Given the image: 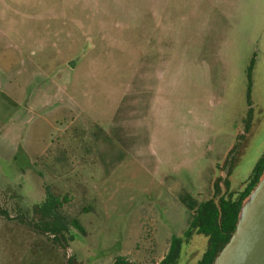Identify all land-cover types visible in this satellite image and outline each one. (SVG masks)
Here are the masks:
<instances>
[{
    "label": "rangeland",
    "instance_id": "374dc122",
    "mask_svg": "<svg viewBox=\"0 0 264 264\" xmlns=\"http://www.w3.org/2000/svg\"><path fill=\"white\" fill-rule=\"evenodd\" d=\"M219 20L226 26L222 45L230 67L229 95L224 102L231 107L225 116L244 114L249 71L257 99L250 133L242 125L238 136H245L236 137L235 145L240 146L227 157H235L229 180L233 198H237L264 154V0H0V51L17 55L0 77V264H66L69 253L71 264H113L120 255L131 264H159L174 234L182 245L179 257L170 264L197 263L208 238L189 227L191 208L213 197L214 181L226 176L225 161L216 167L212 163L223 159L225 155L219 152L225 153L227 140L236 136L234 130L221 119L223 134L217 148L213 145L207 155L210 162L193 154L190 168L185 167L183 155L177 154L172 163L161 164L165 156L155 152L153 145L147 161L134 148L126 155L110 152L102 112L111 97L108 74L114 70L117 75L116 97L122 83L131 85L135 68L131 59L122 68L124 59L119 55L112 59L118 62L115 68L107 69L106 54L123 51L121 37L129 43L125 51L134 49L133 45L149 50L153 37H176L183 46L195 50L206 44L212 52ZM49 37L79 41L78 50L90 53L87 62H96L94 74H86V59L76 70L80 77L76 94L83 105L87 100L93 103L90 115L100 120L86 119L85 112L76 123L83 130L81 147L67 130L56 135L45 153L38 154L25 147L31 140L25 123L30 127L32 115L26 107L16 106L9 79L17 71L27 73L30 54L37 61L49 59L46 56L55 50L49 46L56 45ZM43 66L50 71L53 67ZM55 67L51 73L57 78L56 70L61 72L64 67L60 63ZM221 98L211 93V108L220 109ZM35 132H42L40 125ZM40 139L33 138L37 143ZM48 193L58 199L70 198L55 213L69 248L52 234L33 228L42 223L44 216L36 212V206L47 203ZM187 193L194 202L184 199ZM73 219L79 220L83 231L73 225Z\"/></svg>",
    "mask_w": 264,
    "mask_h": 264
},
{
    "label": "crops",
    "instance_id": "0c3cea01",
    "mask_svg": "<svg viewBox=\"0 0 264 264\" xmlns=\"http://www.w3.org/2000/svg\"><path fill=\"white\" fill-rule=\"evenodd\" d=\"M216 25L217 36L212 40V52L209 45L206 48V44L195 50L188 45L183 46L176 37H153V48L138 50L133 45L134 49L128 51H125V47H128L129 43L127 41L124 43L121 37L123 51L107 52V69L115 68V63L118 62L112 59L119 55L124 59L122 68L125 67L126 59H131L135 68L131 85L122 83L121 85L124 86L116 97L114 90L118 88L115 78L117 75L114 70L108 74L107 93H111V97L106 99L105 109L102 112L106 122V139L111 144L110 152L126 155L130 153L131 148H136L133 151L137 156L142 161H147L153 153L150 151L153 145L155 152L165 156V163L161 164L172 163L177 154L176 157L183 155L185 167L190 168L195 160L193 154L201 158L205 156L204 159L210 162L207 155L210 154L213 145L217 148V140L219 141V137L223 134L220 132V120L224 119L236 136L235 138L232 136L231 141L227 140L225 153L219 152L225 156L221 161L214 160L212 166L222 165L226 161L235 146L242 125L245 126L244 121L250 105L246 96L247 107L243 109V115L239 114L238 118L225 116V112L231 107L230 104L227 105L228 101L224 102L225 95H229L227 76L230 67L226 61L227 52L222 42L223 37L227 35L226 26H223L222 21L219 20ZM43 40L46 42L45 39ZM48 40L56 42V45L49 46L55 48L46 56L49 59L37 61L34 59V53L30 54L27 73L25 74L23 69L9 79V87L13 91L16 106L26 107V111L32 115L29 118L32 121L29 122L30 127L27 120L24 121L27 125L26 130L29 131L27 136L31 137L25 147L38 154L45 153L51 147L56 135L67 130H71L70 139L73 138L75 143L79 141L81 147L83 130L76 127V123L81 122L85 112L86 119L100 120V116L90 115L93 103L87 100L83 108L84 105L76 94V84L80 82L76 70L81 67L83 60L89 58L90 53L78 50L80 45H76V42L79 41L75 39L49 37ZM76 47L79 52H76ZM16 59V54L0 51V77H3L4 71L10 69ZM55 59H60V62ZM87 60L86 74H94L96 62L94 60L87 62ZM43 63L50 68L53 66L52 70H55V66L60 63L64 69L61 72L56 70L57 78H55L51 73L52 70H46ZM21 75L26 76L22 78ZM35 84L36 89L32 91L31 88ZM251 89V106L254 107V103H257L255 87ZM211 93L222 97L223 104L218 106L220 108L218 110L211 108ZM257 105L260 106L259 103ZM261 109L263 110L262 107ZM38 125L42 130L40 134L35 132ZM71 126L73 127L70 128ZM22 127L23 125L20 130ZM36 136L41 137L38 143L33 140ZM36 147L38 150L35 149ZM71 148L75 152V149ZM184 199L194 202V197L190 193H187ZM195 210L191 208L192 212Z\"/></svg>",
    "mask_w": 264,
    "mask_h": 264
},
{
    "label": "trees",
    "instance_id": "16d2710c",
    "mask_svg": "<svg viewBox=\"0 0 264 264\" xmlns=\"http://www.w3.org/2000/svg\"><path fill=\"white\" fill-rule=\"evenodd\" d=\"M252 67V66H251ZM251 69V68H250ZM251 87L252 79L249 71V86L247 101L250 105L245 118V133H250L253 124V107L251 106ZM244 133V134H245ZM245 135H239V138H243ZM240 143H237L231 152L238 149ZM235 157L227 158L225 161L226 167H228L227 177L225 184L227 186L226 193L220 198L219 205L215 199L221 192L220 183L222 178H218L214 182L215 195L205 202H202L191 214L189 220L190 228H197L200 234L205 235L208 238V245L201 258L196 264H212L218 253L221 251L225 243L229 240L232 232L236 228L240 209L244 199L253 190L256 184L259 182L263 170H264V154L260 157L256 163L252 175L246 183L245 188L239 193L237 198H233V193L230 191L229 175L231 169L234 166ZM70 201L68 195H64L63 199H58L54 194L48 193L47 203L41 207L36 206V212L42 213V223L33 225V228L54 236V240L59 242L63 247L69 248L67 244V238L63 233L62 225H58L55 219V213L59 206L64 202ZM72 223L75 227L82 230V226L79 220L73 219ZM188 234V231H187ZM182 245V239L173 235L170 242V249L165 258L159 264H170L174 262L180 255ZM73 255L68 258V264H71ZM113 264H131L126 257L117 256Z\"/></svg>",
    "mask_w": 264,
    "mask_h": 264
},
{
    "label": "water",
    "instance_id": "95a60500",
    "mask_svg": "<svg viewBox=\"0 0 264 264\" xmlns=\"http://www.w3.org/2000/svg\"><path fill=\"white\" fill-rule=\"evenodd\" d=\"M226 177L227 173L222 177L221 192L215 199L218 205L227 190ZM212 264H264V170L242 203L236 228Z\"/></svg>",
    "mask_w": 264,
    "mask_h": 264
}]
</instances>
